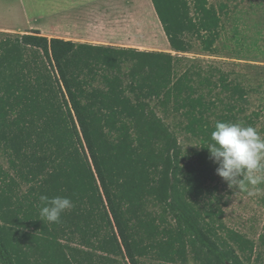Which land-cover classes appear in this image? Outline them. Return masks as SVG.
Segmentation results:
<instances>
[{
    "label": "trees",
    "instance_id": "1",
    "mask_svg": "<svg viewBox=\"0 0 264 264\" xmlns=\"http://www.w3.org/2000/svg\"><path fill=\"white\" fill-rule=\"evenodd\" d=\"M151 2L173 52H215L227 5ZM249 96L171 53L1 34L0 264H264V231L256 243L225 224L206 148L218 121L261 122ZM41 195L74 207L49 223Z\"/></svg>",
    "mask_w": 264,
    "mask_h": 264
},
{
    "label": "rangeland",
    "instance_id": "2",
    "mask_svg": "<svg viewBox=\"0 0 264 264\" xmlns=\"http://www.w3.org/2000/svg\"><path fill=\"white\" fill-rule=\"evenodd\" d=\"M132 2L138 4L146 13L149 8L151 14L148 0ZM209 3L217 8L223 4L228 6L223 13L222 35L215 52H203L200 44L194 41L191 52L170 53L185 58L188 65L196 63L204 68L215 66L229 73L232 79L241 82L250 90L247 113H264V0H209ZM136 10L138 12V8ZM126 15L128 17V13ZM134 31L141 32L142 29L135 26ZM141 37L139 39L143 40ZM152 44L153 42L150 47H157L156 44L159 43L157 41ZM167 125L172 133V118L167 120ZM263 127L264 114L256 128L260 130ZM179 142L186 153L198 145L195 139L183 134L179 135ZM0 165L7 167L1 154ZM260 187L264 188V185ZM220 192L228 203L224 209L225 224L258 243L259 236L264 231V192L249 196L245 192L229 188L228 184H223ZM189 264L196 263L191 261Z\"/></svg>",
    "mask_w": 264,
    "mask_h": 264
},
{
    "label": "crops",
    "instance_id": "3",
    "mask_svg": "<svg viewBox=\"0 0 264 264\" xmlns=\"http://www.w3.org/2000/svg\"><path fill=\"white\" fill-rule=\"evenodd\" d=\"M132 1L0 0V33H39L49 39L113 49L173 52L151 0V14L148 7L146 13ZM135 26L142 31H134ZM157 41V47H150Z\"/></svg>",
    "mask_w": 264,
    "mask_h": 264
},
{
    "label": "clouds",
    "instance_id": "4",
    "mask_svg": "<svg viewBox=\"0 0 264 264\" xmlns=\"http://www.w3.org/2000/svg\"><path fill=\"white\" fill-rule=\"evenodd\" d=\"M207 145L210 159L218 165L216 174L229 188L249 196L264 192V137L253 126L240 122H217ZM40 216L60 223L64 212L74 207L66 196H40Z\"/></svg>",
    "mask_w": 264,
    "mask_h": 264
}]
</instances>
